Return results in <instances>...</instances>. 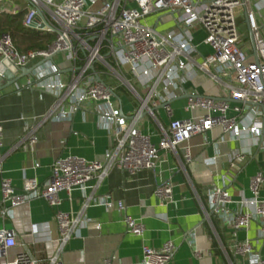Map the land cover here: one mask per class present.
<instances>
[{
	"label": "built area",
	"instance_id": "obj_1",
	"mask_svg": "<svg viewBox=\"0 0 264 264\" xmlns=\"http://www.w3.org/2000/svg\"><path fill=\"white\" fill-rule=\"evenodd\" d=\"M28 1L30 7L25 15V26L55 33L56 38L47 48L20 52L10 34L4 33L0 37V64L9 60L20 68L34 60L54 58L56 54L66 52L73 63L68 77L54 59H47L34 69L27 80L29 86L56 96L54 107L40 118L41 122L68 120L77 110H85L93 102L100 127L112 134L115 145L106 151L102 160H88L77 155L57 158L52 164L50 179L42 184L35 176H25L22 189H17L10 178L4 177L1 181L3 205L0 210L3 218L12 217L14 208L35 198H43L52 207L58 208L61 204L60 192L78 188L86 199L84 207L104 205L123 212L128 231L140 236L145 231V225L125 212L123 200L86 194L91 180L95 179L94 187H98L114 169L133 175L142 170H154L162 159V152L175 151L194 135L203 134L215 126H221L235 140L252 141L264 149V35L261 31L264 25L261 27L258 22L264 4H258L255 11L250 0H109L92 10L87 7L88 2L95 3L96 0ZM241 5L245 7L247 23L253 32L257 59L254 52L249 53L241 44L243 35L235 12ZM159 12L176 13L177 27L161 32L157 30V25L152 26L145 21L149 15ZM37 17L40 22L32 26ZM196 25L205 30L203 42L211 49L201 61L196 59L199 54L193 32ZM98 63L105 66L104 71H112V66H116L120 74H130L146 89L141 95L128 82V88L140 101L131 116L124 114L118 105L114 88L101 77L103 70L95 67ZM197 71L205 72L222 85L226 97L186 92L185 109H200L203 113L190 118H175L171 105V101L178 96L175 90L193 79ZM3 73L0 71V75ZM96 73L102 80L96 78ZM230 101H234V105ZM65 103L69 104V109L64 107ZM160 104L169 117L167 126L153 110ZM143 112L157 123L158 144L152 141L154 131L145 133L138 126ZM23 139L35 143L36 129ZM2 145L3 125L0 122V166L4 159ZM250 154V146L229 154L227 171L215 174L206 201L202 202L204 216L209 223L217 220L231 229V249L237 262L222 246L229 264H264L261 250L256 249L250 237H238L240 230H249L255 222L258 225L257 242H264V197L261 195L264 168L250 179L251 196L242 191L239 200L233 201L228 189L238 164ZM184 156L186 162L192 160L187 147ZM154 193L160 199V205L172 202L173 183L166 181L159 184ZM232 202L236 203L234 209L230 207ZM55 219L60 237L58 252L54 256L44 262L25 251L7 264H60L59 253L90 219L59 208L55 211ZM188 237L192 245L193 232ZM16 243L13 229H0V257H8L9 249ZM174 250L175 245L170 240L159 248L144 245L143 256L135 264H169ZM193 254L200 258L203 251L194 248ZM103 264H112L111 258H106Z\"/></svg>",
	"mask_w": 264,
	"mask_h": 264
},
{
	"label": "crops",
	"instance_id": "obj_2",
	"mask_svg": "<svg viewBox=\"0 0 264 264\" xmlns=\"http://www.w3.org/2000/svg\"><path fill=\"white\" fill-rule=\"evenodd\" d=\"M104 1L109 0H96L95 3L89 1L87 7L97 9ZM258 4H264V0L255 2L256 10ZM29 7L28 0H0V14H17L28 11ZM251 7L255 10L253 5ZM260 12L262 15L258 17V22L260 20L264 24V8ZM155 14H158L155 25L162 21L169 29L177 27L176 13H154L147 19ZM193 32L199 49L196 59L201 61L203 55L211 49L203 42L206 32L201 25H196ZM243 44L249 53L254 52L250 34L248 38L244 36ZM53 59L68 77L73 70L68 54L60 52ZM39 61L34 60L26 67ZM65 61L70 64L63 66ZM6 70L5 64H0V71ZM31 75H26L0 90V122L3 125L1 150L4 154L0 166V210L3 205L1 181L4 177L10 178L17 189H22L25 176H35L42 184L50 179L52 164L57 158L77 155L88 160H102L106 151L115 145L112 134L100 127L93 102L85 110H77L68 120L49 119L41 122L40 118L54 107L56 96L29 86L27 80ZM101 77L114 88L116 101L124 114L131 116L140 101L128 88V82L141 95L146 89L130 74H120L116 66H112V71L103 70ZM192 91L215 98L226 97L222 85L205 72L197 71L193 79L175 90L178 96L171 101L173 117L190 118L203 113L200 109H185L186 92ZM230 103L234 105L235 102ZM64 107L69 109L70 106L65 103ZM155 113L164 126H167L169 117L162 104L156 107ZM138 126L145 133L154 131L152 141L159 143V128L150 115L141 117ZM33 129H36L37 141L32 144L23 138ZM249 146L252 154L238 164L235 178L228 184L232 199L236 201L242 191L248 197L252 195L250 179L264 168V149L254 145L252 141L231 138L221 126L194 135L175 151L162 152V159L154 170H142L133 175L125 170L114 169L98 187H94L96 180H91L86 194L107 197L114 201L123 200L126 205L125 212L140 219L145 225V231L140 236L128 231L123 212L104 205L84 207L86 199L78 188L70 192H60L59 209L90 219L59 253L60 264H103L106 258H111L112 264H135L143 256L144 245L159 248L169 240L175 245L169 264H229L222 246L226 247L230 257L237 262L231 249V229L222 226L217 220L216 224L214 221L213 224L209 223L204 216L202 202L206 201L215 174L227 171L229 154ZM186 147L191 152L190 162L185 160ZM36 164L39 165L36 167ZM166 181L173 183V201L162 206L154 191L159 184ZM261 195L264 197V185ZM230 207L236 208V203L232 202ZM58 208L52 207L43 198H35L14 208L12 217L3 218L0 214V229H13L17 241L9 249L8 257H0V264H7L17 254L25 251L44 262L54 256L58 252L60 237L55 219ZM98 224L100 228H97ZM191 232L194 234L192 245L188 241ZM246 236L250 237L256 249L261 250L264 256V242H257V223H252L249 230L242 229L238 232L240 239ZM194 248L202 250L203 256L195 257Z\"/></svg>",
	"mask_w": 264,
	"mask_h": 264
},
{
	"label": "trees",
	"instance_id": "obj_3",
	"mask_svg": "<svg viewBox=\"0 0 264 264\" xmlns=\"http://www.w3.org/2000/svg\"><path fill=\"white\" fill-rule=\"evenodd\" d=\"M26 13L27 11L9 15L0 14V37L4 33L10 34L16 48L20 52L47 48L55 40L56 34L25 26L24 19ZM95 67L97 70L106 69L101 63L96 64Z\"/></svg>",
	"mask_w": 264,
	"mask_h": 264
},
{
	"label": "water",
	"instance_id": "obj_4",
	"mask_svg": "<svg viewBox=\"0 0 264 264\" xmlns=\"http://www.w3.org/2000/svg\"><path fill=\"white\" fill-rule=\"evenodd\" d=\"M39 13L41 14V11H39ZM38 22H40V18L37 17L34 21V23L32 24V26H37ZM248 30H249V34H250V39L254 48V55L256 56L257 59V53L255 51V41H254V36H253V32L250 29L249 25H248ZM47 59H51L53 60V56H50L46 59H42L40 60L37 64L31 66V67H16L14 64H12L9 60H4V64L7 67V70L3 73V75H0V90L10 86L16 82H18L22 77L26 76V75H30L33 73L34 69L41 65L44 61H46ZM91 69L94 70V66L91 67ZM18 72H20L18 74ZM96 78L98 80H102V78L99 76V74L96 73ZM5 81V83L3 82ZM188 95V94H187ZM251 104H254L253 102ZM264 107V106H263ZM156 108H153V110H155ZM146 112H143L141 117L145 116Z\"/></svg>",
	"mask_w": 264,
	"mask_h": 264
},
{
	"label": "rangeland",
	"instance_id": "obj_5",
	"mask_svg": "<svg viewBox=\"0 0 264 264\" xmlns=\"http://www.w3.org/2000/svg\"><path fill=\"white\" fill-rule=\"evenodd\" d=\"M256 1L257 0H251V5H253V7L255 8V11H256V7H255V2ZM235 12H236L237 23L239 25L240 32L243 35L242 42H241V44L243 46L244 45L243 44L244 36L246 38L249 37L248 26H247V23H246L245 7L241 5V6L236 8ZM157 17H158V14H155V15H152V17H149L148 19L146 18L145 21L147 23L151 24L152 26H154L155 22L157 20ZM259 24H260L261 27L264 25V24L261 23L260 20H259ZM156 28H157L158 31H161V32H166L167 30H169L168 25L166 23H163L162 21H160L159 24H157ZM261 31H262V34L264 35V27H262ZM245 46H243V47H245ZM69 64H70L69 61H65L63 63V66H67Z\"/></svg>",
	"mask_w": 264,
	"mask_h": 264
}]
</instances>
